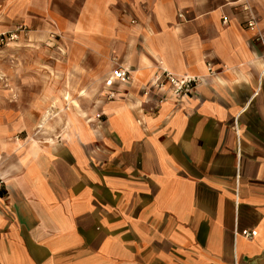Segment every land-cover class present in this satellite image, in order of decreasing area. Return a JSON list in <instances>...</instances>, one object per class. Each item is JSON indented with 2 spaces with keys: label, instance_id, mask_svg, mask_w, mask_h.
<instances>
[{
  "label": "crops",
  "instance_id": "0c3cea01",
  "mask_svg": "<svg viewBox=\"0 0 264 264\" xmlns=\"http://www.w3.org/2000/svg\"><path fill=\"white\" fill-rule=\"evenodd\" d=\"M249 17L264 35V0H0V31L30 28L3 49L0 264H264ZM160 69L201 81L175 97Z\"/></svg>",
  "mask_w": 264,
  "mask_h": 264
},
{
  "label": "built area",
  "instance_id": "2783aa9c",
  "mask_svg": "<svg viewBox=\"0 0 264 264\" xmlns=\"http://www.w3.org/2000/svg\"><path fill=\"white\" fill-rule=\"evenodd\" d=\"M243 10H248L246 5L242 6ZM246 28L250 31H254V41L259 43L262 47L263 57H264V35L261 34L258 29L255 20L249 17L246 21ZM30 28L24 24H17L9 30L0 32V46H5L12 42H17L22 38L28 36ZM208 73H212L209 64H207ZM160 73L156 75L152 87L158 90H165L175 97H186L192 92V89L198 82L201 81L200 76L196 75H176L165 69H160ZM111 76L113 79L120 83H126L129 80V73L127 70L121 66H117L111 70ZM4 184V179L0 175V189ZM249 237V234H247Z\"/></svg>",
  "mask_w": 264,
  "mask_h": 264
},
{
  "label": "rangeland",
  "instance_id": "374dc122",
  "mask_svg": "<svg viewBox=\"0 0 264 264\" xmlns=\"http://www.w3.org/2000/svg\"><path fill=\"white\" fill-rule=\"evenodd\" d=\"M15 24L14 26H16ZM13 26V27H14ZM11 27V28H13ZM10 28V29H11ZM9 30V29H7ZM5 31V30H4ZM3 32V31H0ZM5 46H0V112L3 111L5 106L8 104L4 99H3V94L4 92L9 88V73L11 76V79L14 80L17 77V72L14 73V70L17 69V63L14 62V60L7 61L6 64L7 66L4 65V54H3V49ZM10 71V72H8ZM17 83V82H16ZM13 90H11L12 96L15 94H18V86L16 85L15 88L12 87ZM14 98V97H13ZM17 100H13L10 103L15 104L16 106L18 105V96L16 98Z\"/></svg>",
  "mask_w": 264,
  "mask_h": 264
}]
</instances>
